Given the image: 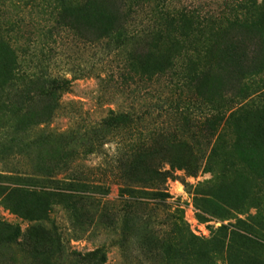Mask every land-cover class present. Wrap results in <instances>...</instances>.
I'll return each mask as SVG.
<instances>
[{
  "label": "rangeland",
  "instance_id": "1",
  "mask_svg": "<svg viewBox=\"0 0 264 264\" xmlns=\"http://www.w3.org/2000/svg\"><path fill=\"white\" fill-rule=\"evenodd\" d=\"M107 2L0 0V71L17 60V68L28 72L46 57L48 74L70 80L47 123L31 124L25 101H12L7 114L0 136L12 132L21 144L0 149V264H264V70L246 78L244 99H234L247 104L245 111L210 134L204 121L215 107L197 100L171 71L153 79L130 71L137 68L136 54L152 53L161 63L170 48L174 52L165 37L147 52L136 49L149 30L163 29L167 12L186 7L210 20L232 0L139 1V10L134 0H125L132 13L126 19L129 40L121 45L93 42L86 30L59 26L64 8L100 18ZM225 34L221 22L205 21L187 50L209 67L222 55ZM211 76L224 100L230 97L234 86L221 87L224 73ZM110 109L125 115L114 125H100ZM47 142L61 152L54 178L88 185L79 203L20 190L19 179L36 173L38 150ZM123 184L147 194L124 196ZM154 187L168 197H154ZM217 207L226 210L224 217ZM202 208L216 212L202 221ZM240 222L261 244L237 242L229 250L225 240L218 241L219 225ZM97 248L105 262L79 257ZM187 252L192 256L186 263Z\"/></svg>",
  "mask_w": 264,
  "mask_h": 264
},
{
  "label": "trees",
  "instance_id": "2",
  "mask_svg": "<svg viewBox=\"0 0 264 264\" xmlns=\"http://www.w3.org/2000/svg\"><path fill=\"white\" fill-rule=\"evenodd\" d=\"M117 6L115 7L111 1L108 0L106 5L105 14L100 18H95L90 14V10L86 13L78 16L69 9H63L60 15L59 26L72 30L75 33H80L84 30L93 35L91 39L93 42H97V39H107L113 41L115 44L121 45L124 41L129 40L127 37V25L126 19L129 18L132 13L131 6L125 3V0H113ZM134 4L137 5L139 10V1L151 3L153 1L160 0H134ZM163 1V0H162ZM131 2V1H129ZM159 5L157 4V7ZM226 6V4H225ZM163 7V6H162ZM161 7V8H162ZM136 10V11H137ZM141 10V9H140ZM174 14L167 12V20L162 24L163 29H158L155 32V28L149 30L144 34L138 42L136 49L147 52L153 42L157 41V38L165 37L168 39L174 47L169 49L168 59L164 62L156 61V58H152V53L146 56L138 55L133 58L137 64V68H130V71L135 72L143 78L153 79L155 77H161L167 72L171 71V76L177 78L184 86H187L190 90L194 91V96L199 101H204L207 104H211L216 110L212 116H209L204 121V131L208 134L217 130L218 126L222 122L224 124L228 122L235 115L245 111L247 104H241V101H234L237 97L245 98V92L249 89L246 78L248 76H256L264 70V3H258V0H232L231 4L226 7V12L222 13V17H213L206 20L205 15H199L197 11L190 8H180L174 11ZM159 13L162 11L159 9ZM225 14L230 16L224 17ZM205 21H217L221 22V25H225V34L222 55L216 59L209 67H204L199 63L197 57L190 55L187 46L192 42L198 30L202 27ZM145 31V29L143 30ZM142 31V32H143ZM85 32V31H84ZM86 33V32H85ZM135 37L131 38H137ZM96 39V40H94ZM49 54V53H48ZM182 56V61H174V58ZM30 58H38L37 53L32 52ZM30 59V60H31ZM43 63L38 61L36 65L32 67V70L22 71V65L17 68V60L12 63L11 68L8 70L0 71V134L3 129L6 128L7 114L11 112L13 108L12 101H25L26 111L31 115L29 121L31 124L37 125L40 123H47L53 109L56 105V101H59L62 93L67 92L70 87V80L63 76H54L47 73V70L42 67V64L49 61L46 57L43 58ZM39 65V66H38ZM221 71L224 73V83L221 81V87L234 86L230 97L224 100V95L219 93L214 86L217 84V79L211 76L213 72ZM21 82V85L19 83ZM214 85V86H213ZM213 86V87H212ZM222 99V100H221ZM224 100V101H223ZM36 101V105L32 103ZM53 103V107L52 104ZM215 104V106H214ZM225 109V113L221 116L219 113ZM233 110V111H232ZM227 115L226 112H229ZM124 113L120 111L110 109L106 116L99 122L101 125L111 126L119 122ZM226 116V117H225ZM8 137L0 136V149L2 151H10L13 147L21 144L18 138L13 136V133H6ZM9 135H11L9 137ZM42 149L37 153V164L35 166V174L32 176L21 177L18 183L23 192H28L32 196L39 194H47L53 197L62 198V204L68 203L71 200L76 199V204L80 202L79 199L83 197L89 189L86 183H75L72 181L58 180L54 178V169L59 162V156L61 152L56 149H51L50 144L47 142ZM157 175L162 173L156 171ZM166 174V173H165ZM162 180V179H161ZM164 180V177H163ZM14 181V179H13ZM12 181V182H13ZM11 183V182H10ZM50 184V185H49ZM53 184V185H51ZM124 196L135 197L136 194H147L146 191H140L133 189L130 185L123 184ZM47 187H50L48 191ZM14 188L10 190L13 191ZM9 192V193H10ZM151 194L159 200H163L168 197L162 188L154 187ZM122 196V195H121ZM137 198V197H135ZM75 201V200H74ZM204 203L215 205L211 199H205ZM75 203L71 208L75 209ZM216 206V205H215ZM221 214L224 217V212ZM50 209L45 212V219L49 218ZM199 218L202 221H207V214H213L214 209L201 210ZM210 212V213H208ZM178 218H182L180 215ZM54 231L55 226L51 225ZM251 227L245 223L238 224H221L217 228L220 232L221 238L226 241L227 249H235L237 242H243L250 244H261V241L256 236H252ZM44 231V230H42ZM195 237L194 235H192ZM215 238H212V240ZM224 245V241H221ZM192 255L190 252L186 253V263L189 261ZM79 257L83 260H94L105 262L104 253L100 249L91 250L83 256L79 254Z\"/></svg>",
  "mask_w": 264,
  "mask_h": 264
}]
</instances>
